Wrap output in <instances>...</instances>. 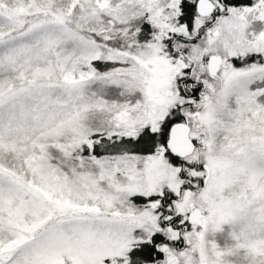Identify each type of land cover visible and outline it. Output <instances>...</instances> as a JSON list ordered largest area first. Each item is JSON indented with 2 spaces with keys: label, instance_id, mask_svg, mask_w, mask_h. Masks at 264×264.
<instances>
[{
  "label": "snow or ice",
  "instance_id": "1",
  "mask_svg": "<svg viewBox=\"0 0 264 264\" xmlns=\"http://www.w3.org/2000/svg\"><path fill=\"white\" fill-rule=\"evenodd\" d=\"M0 264H264V0H0Z\"/></svg>",
  "mask_w": 264,
  "mask_h": 264
}]
</instances>
